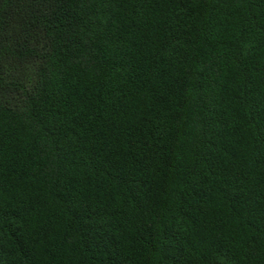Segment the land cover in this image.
<instances>
[{"label":"trees","instance_id":"trees-1","mask_svg":"<svg viewBox=\"0 0 264 264\" xmlns=\"http://www.w3.org/2000/svg\"><path fill=\"white\" fill-rule=\"evenodd\" d=\"M0 264H264V0H0Z\"/></svg>","mask_w":264,"mask_h":264}]
</instances>
